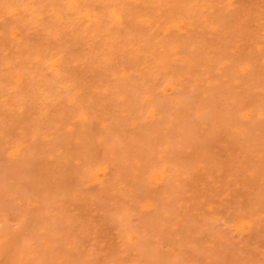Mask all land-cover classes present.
<instances>
[{"label": "rangeland", "instance_id": "374dc122", "mask_svg": "<svg viewBox=\"0 0 264 264\" xmlns=\"http://www.w3.org/2000/svg\"><path fill=\"white\" fill-rule=\"evenodd\" d=\"M177 260L264 264V0H0V264Z\"/></svg>", "mask_w": 264, "mask_h": 264}, {"label": "snow or ice", "instance_id": "6c2138e0", "mask_svg": "<svg viewBox=\"0 0 264 264\" xmlns=\"http://www.w3.org/2000/svg\"><path fill=\"white\" fill-rule=\"evenodd\" d=\"M69 7H75V5H68ZM161 264H183V262L182 261H179V260H177V261H175V262H161Z\"/></svg>", "mask_w": 264, "mask_h": 264}]
</instances>
